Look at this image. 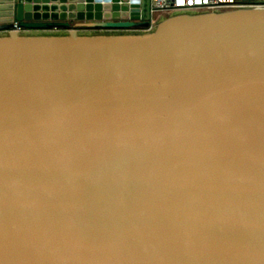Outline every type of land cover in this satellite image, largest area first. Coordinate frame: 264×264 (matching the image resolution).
<instances>
[{"label":"water","instance_id":"1","mask_svg":"<svg viewBox=\"0 0 264 264\" xmlns=\"http://www.w3.org/2000/svg\"><path fill=\"white\" fill-rule=\"evenodd\" d=\"M1 15L0 264H264V6Z\"/></svg>","mask_w":264,"mask_h":264},{"label":"built area","instance_id":"2","mask_svg":"<svg viewBox=\"0 0 264 264\" xmlns=\"http://www.w3.org/2000/svg\"><path fill=\"white\" fill-rule=\"evenodd\" d=\"M140 3L143 0H138ZM130 4L131 0H127ZM264 4H257L254 2L244 0H150V26L147 28H131L128 30L149 31L156 25L154 18L156 13H182V12H203V11H221L239 7H253Z\"/></svg>","mask_w":264,"mask_h":264},{"label":"rangeland","instance_id":"3","mask_svg":"<svg viewBox=\"0 0 264 264\" xmlns=\"http://www.w3.org/2000/svg\"><path fill=\"white\" fill-rule=\"evenodd\" d=\"M3 4V2L1 3ZM171 15V14H170ZM169 16L168 13H156L154 18L156 19V22L164 19L165 17ZM107 32V30H100V29H95V31H90V32H83L80 31L81 33H100V32ZM0 34L6 33L5 31H0ZM21 32L23 33H27V34H35V33H42V32H46V33H66L67 29H52V30H41V29H22ZM109 32H120V33H141L144 32V29L141 30H109Z\"/></svg>","mask_w":264,"mask_h":264},{"label":"crops","instance_id":"4","mask_svg":"<svg viewBox=\"0 0 264 264\" xmlns=\"http://www.w3.org/2000/svg\"><path fill=\"white\" fill-rule=\"evenodd\" d=\"M254 2V1H252ZM254 3H257V4H264V0H258ZM0 17H3V16H0ZM5 17V16H4ZM79 31H83V32H90V31H95V29H90V28H81ZM3 32V31H2ZM1 33V32H0ZM92 33V32H91Z\"/></svg>","mask_w":264,"mask_h":264},{"label":"bare ground","instance_id":"5","mask_svg":"<svg viewBox=\"0 0 264 264\" xmlns=\"http://www.w3.org/2000/svg\"><path fill=\"white\" fill-rule=\"evenodd\" d=\"M258 6H264V5H258ZM7 10H9V9H7ZM1 16H6V15H1Z\"/></svg>","mask_w":264,"mask_h":264}]
</instances>
